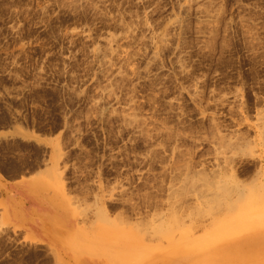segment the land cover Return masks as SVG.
I'll return each instance as SVG.
<instances>
[{
  "label": "rangeland",
  "instance_id": "374dc122",
  "mask_svg": "<svg viewBox=\"0 0 264 264\" xmlns=\"http://www.w3.org/2000/svg\"><path fill=\"white\" fill-rule=\"evenodd\" d=\"M0 163L59 190L0 264H264V0H0Z\"/></svg>",
  "mask_w": 264,
  "mask_h": 264
},
{
  "label": "crops",
  "instance_id": "0c3cea01",
  "mask_svg": "<svg viewBox=\"0 0 264 264\" xmlns=\"http://www.w3.org/2000/svg\"><path fill=\"white\" fill-rule=\"evenodd\" d=\"M19 158L24 160L25 156ZM28 160L31 162V159ZM31 165L27 168L23 164L15 171H8L0 163V215L9 225L29 233L38 231L45 237L49 235L44 224L53 227L59 223L56 216L59 190H50L43 181V165ZM46 209L55 215H48Z\"/></svg>",
  "mask_w": 264,
  "mask_h": 264
},
{
  "label": "bare ground",
  "instance_id": "6f19581e",
  "mask_svg": "<svg viewBox=\"0 0 264 264\" xmlns=\"http://www.w3.org/2000/svg\"><path fill=\"white\" fill-rule=\"evenodd\" d=\"M254 219H258V218H262V217H260L259 215H256V216H254L253 217ZM169 230V229H168ZM167 230V231H168ZM112 232V231H111ZM110 232V233H111ZM110 233H107V231H105V232H103V233H101L100 234V236L101 237H103V238H105V239H108V238H116V240H119V241H122V242H129V241H136V238H137V236L136 235H132V234H130V232L128 233V232H126V233H117L116 231H114V232H112L111 234ZM167 234L169 233V232H166ZM166 234V235H167ZM170 235V234H169ZM165 236V235H164ZM168 236V235H167ZM135 239V240H134ZM140 239V238H139ZM205 239H207V238H205ZM137 241H139L138 240V238H137ZM136 241V242H137ZM201 241H204V240H202L201 239ZM121 242V243H122ZM128 242H127V244H128ZM120 243V244H121ZM131 242H129V244H130ZM124 244V243H123ZM192 244H193V242H192ZM131 245V244H130Z\"/></svg>",
  "mask_w": 264,
  "mask_h": 264
}]
</instances>
